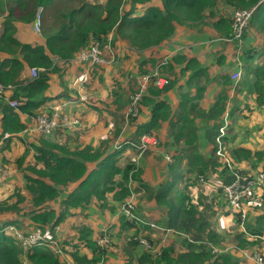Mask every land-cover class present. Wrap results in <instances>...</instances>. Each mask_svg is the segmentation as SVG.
Listing matches in <instances>:
<instances>
[{
  "label": "trees",
  "instance_id": "16d2710c",
  "mask_svg": "<svg viewBox=\"0 0 264 264\" xmlns=\"http://www.w3.org/2000/svg\"><path fill=\"white\" fill-rule=\"evenodd\" d=\"M53 3L54 0L0 1V83L13 86V91L7 97L3 95L0 98V143L3 142L5 146H9L13 139L23 144L21 132L27 128L29 117L46 112V109L48 116L51 115V108L56 105L62 110L68 106H79L82 110L80 113L87 110L89 100H80L76 92L71 90V95L60 93L52 97L47 90L50 78H62L75 60L78 50L87 47L90 42H100L103 47V43L111 36V45H118L125 50L122 58L124 62L129 59V53L143 54L154 48L162 49L161 44L168 41L177 26L201 30L209 16L215 17L214 11L219 6H225L231 11L229 18L221 15L214 23L215 30L223 38L230 37L231 16L236 9H252L248 30L264 35V0H58L57 7ZM39 6L43 8L40 42L19 41L15 36L14 23H32ZM139 9L142 10L140 15L136 14ZM248 55V52L245 53V59H248ZM165 58L163 62L142 60L137 67L139 74L146 73V66L150 64L151 70L159 66V73L168 77L173 65L184 63L180 74L195 70L194 75L189 77L188 86L193 84L196 74L203 73L205 76L206 70L200 68L194 58L184 55H174L170 60L165 55ZM78 63L79 70L84 73L85 67ZM102 67L96 66L91 70L92 73L100 72L95 81H100L101 71H104ZM30 68L40 69L37 77L29 75ZM247 73L254 76L252 83H246L247 91L254 92L256 104L263 106L264 67L250 65ZM122 76L121 73L119 78L113 77L104 102L106 108L113 104L115 112L124 109L130 102V95L138 90L137 84L136 87L132 81V85L128 80L123 82ZM83 77L75 78L76 85ZM168 80L169 83L161 89L152 80L149 81L135 104V114L117 116L115 112L112 113V136L100 140L95 146L86 142L70 146L42 136L25 146L17 159V168L25 180L24 190L29 202L26 208L21 206L26 198L18 192V188L13 193L15 201L12 196L0 198V218L4 214L11 215L7 220H0V264H62L58 252L50 248L49 239L46 242L40 239L28 246L25 243L26 237L35 230H39L41 235H45L47 229L54 231L75 210L84 211L93 199L100 200L102 206H106L110 212L118 211L116 217L120 230L132 231L124 237L121 248L123 264H241L237 257L238 250L261 245L260 237L264 233V194L259 199L258 191L264 183L248 190L242 199L244 208H247L248 203L253 204L251 212L257 215L255 226L247 224L245 218L241 220L240 211L232 212L225 208V192L222 188L212 187L215 191H210L214 196L209 197L208 203L209 194L196 192L193 201L194 194L186 191L187 184L180 185L182 180L188 184L200 182L201 188L205 190L204 187H208L212 179H220L225 185L236 179L245 183L258 172V167L264 162V139L261 148L259 143L254 142L255 149L252 151L243 145L231 144L236 134L230 131V125L226 127L224 136H220L219 128L223 125L225 113L223 93L217 96L207 111L199 110V118L204 123L199 128L205 136L202 146H209L206 155H202L194 143L197 129L191 127V120L185 123L186 118L183 116L176 138L182 136L184 143L181 147L177 146L179 140L175 138L173 151L176 156H172L173 161L170 163L165 164L167 161L163 160L164 167L161 168L165 172L153 174V183L144 179L149 175L145 174L138 163L132 161L131 158L139 152L142 136L155 137L157 129L167 126L164 133L167 137L168 122L172 128L175 126L168 118L170 107L165 97L168 96V89L176 82L170 77ZM84 85L88 88L86 82ZM12 100L18 103L16 108L10 107L9 101ZM101 110L92 108L95 114ZM80 113L76 115L79 119ZM192 115L196 117L197 114ZM237 128L245 131L242 127ZM129 131L131 134L125 136ZM116 138L118 146L111 148L113 144L110 143ZM216 138H219L229 164L216 156L219 148ZM156 141L162 148L166 146L163 141ZM126 148L128 152L122 154ZM30 157L33 162H30ZM183 159H186L184 167L181 166ZM2 162L6 160L2 158ZM23 163H26L25 167H22ZM182 171L192 175V178H185ZM169 175L171 179H168ZM60 197L63 198L59 208L50 205ZM130 199L135 216L133 219L127 218L121 210V206ZM141 202L153 203V208L162 211V217L153 219L154 216L144 214L142 207L150 208L140 206ZM12 213H20L27 218L21 217L20 222ZM232 214L235 222L242 224L244 230H237L234 234L217 230L216 227L220 229L221 221L231 220ZM150 224L156 230L175 236L184 235V238L177 241L179 248L176 249L173 242H170L161 246L160 251L155 252L156 255L143 248L138 242L139 238H145L150 246L155 242L148 236ZM76 229L75 237L63 241L68 247H61L63 253L71 258L72 264H108L106 247L98 241L104 237L102 232L92 238L93 231L89 226L81 225ZM107 237L110 238L109 235ZM226 237L233 238L236 248L219 255L213 253L212 247H224L220 245L226 241Z\"/></svg>",
  "mask_w": 264,
  "mask_h": 264
},
{
  "label": "rangeland",
  "instance_id": "374dc122",
  "mask_svg": "<svg viewBox=\"0 0 264 264\" xmlns=\"http://www.w3.org/2000/svg\"><path fill=\"white\" fill-rule=\"evenodd\" d=\"M100 1L101 0H92V2H100ZM53 6L54 7L58 6V0H54ZM219 11L220 12L218 14L223 15L226 18H229L231 14L229 8L226 9L225 6H220ZM48 13L51 14V12H48ZM141 13H142V10L139 12H136V14L138 15H140ZM42 17H43V12H42ZM211 21L212 20H208L209 23ZM246 33H247V30L244 32L242 38L245 36ZM212 34L213 33H211L210 30L206 28L205 34L203 35L205 37L210 38V44L212 40L219 39V37L212 36ZM198 35L199 34H196L197 37H199ZM188 36H187V39H188ZM262 37H264V35ZM221 40L227 41L226 38H223V37H221ZM183 41H186V40L183 39ZM102 49L104 52V56L107 60V63L103 65V66L108 67L107 75L109 76L113 75L114 77L119 78L122 73L123 76L121 79L123 80V82L126 83V81L128 80L130 82V85H132V83L136 85L135 82L138 79L137 76L140 75L137 69L138 63L141 62L142 60L146 61L149 59L162 61V62L165 61L166 59L165 55L168 54V41H166L163 44L162 49L160 50L154 48V49H151V51H148L143 54H137L136 52L129 53V59L124 62H122V58L124 57L125 50H123V47L119 48L118 45L113 47L111 45V36L108 37V42H105V44L103 43ZM94 67L86 69L84 73L79 71L78 76H82V75L84 76L83 80L88 84L87 92L90 89L92 92L94 91L92 89L93 85H96L97 87H99L100 93L98 94L93 93L92 96L88 94V98L92 100L93 103L98 104L99 107L96 105L98 108L102 109L99 112V114H95L94 112H89V111L88 113H80L81 119L77 117L78 122L76 124H68L67 126L58 125L48 132H39L35 129L36 128L35 119L39 115L46 114L47 112V109H46V112L37 113L36 115L29 117L30 121L27 123V128L21 132V136L24 139L23 144L22 142L16 141L15 139L11 141L9 146L8 145L5 146L3 142L0 143V148H3V149H0V198L1 199L9 198L10 196H12V200L15 201L16 198L13 196V193H14V189L18 188V192H20V194H22L26 198V201L23 202L21 206L23 208L27 207V203L29 202V197L24 190L25 180L22 176L21 171L17 168V159L20 158V156L22 155L24 148H26L25 146L33 142L36 137L42 136L43 138H49L52 140L54 139L55 141H58L62 144L68 143L70 146H73L75 144L85 143V142L95 146L100 140L110 138L112 136V131H113L112 129L113 128L112 127L113 117L112 116H114L112 115V113L115 112L114 105L111 104L107 108L104 105L105 94L103 93V90L105 92H107V90L104 89L106 84L102 83L103 71H101V79L99 83H95V80L97 79V74L100 72L92 73L91 70ZM146 68H147L146 73L150 74L153 72V70H151L152 68H150V64H148ZM156 68L158 70L160 69L159 66H157ZM78 69L79 67L77 66V70ZM108 85H109V82L106 86ZM72 88L74 89L75 92H77L74 87ZM130 99H131V95H130L129 101ZM129 105H130V102H128L127 105L124 106V109H122L121 111L115 112L114 114L117 116L123 115L124 113H126V111L129 110L128 108ZM59 112H60L61 118L66 116L62 108H60ZM72 114H74V112L70 111V114L68 115H72ZM124 126H125V122L123 124V128ZM61 128L65 130H61ZM166 130H167V126H164V128L161 130L157 129L156 135H155L156 138L150 136L153 140L151 139L152 141L148 145V148H146L144 150L145 152H142L141 156L138 158V165H140L145 170V174L149 175L148 177L144 178L149 183H153V180H154V178L152 177L153 174H156V172L158 171L165 172V169L163 170L161 168V167H164L163 160L167 161L165 162V164L168 163L169 159L171 160V158L168 156V136L166 137L164 135ZM130 134H131V131L126 133L125 136H129ZM149 138H145L144 143L149 141ZM156 139H158L159 141H163L166 146L164 148L159 146L157 144ZM117 142H118V138L111 141L110 145L113 144L111 148H116L118 146ZM127 152H128V149L126 148L123 150L122 154H126ZM161 157H165V158L162 160H159ZM2 158H4L6 162H2ZM29 160L30 162H33V159L31 157ZM25 166H26V163H23L22 167H25ZM181 166L183 167L186 166L185 162L182 163ZM181 174H184L185 178H187L188 176L192 178V175L186 174L185 171H182ZM169 178L171 179L172 177L169 175L168 179ZM185 184H187L186 191L188 193L194 194L192 196L193 201H195L196 192L209 194L208 203H209V197L211 198L214 196V194L211 193L212 191H210L211 189H213L212 186L210 185V182H208V185H209L208 187H204L205 190L201 188L200 182L197 184H188L187 181H183V180L180 182V185H185ZM213 190L215 191V189ZM261 196H259L258 198L260 199ZM62 198L63 197L55 199L53 202L50 203V205L55 208H59V204ZM110 203H113V202H110ZM140 206L149 207L150 210L143 209L142 207V212L146 214L147 216H154L153 219L157 218L158 216L162 217L163 215L161 210H157L153 208L154 207L153 203L143 204L141 202ZM252 207H253V204H250L248 207V210L246 207L244 208L246 221H247V218L249 219V215L252 214L251 212ZM117 213L118 211L110 212L106 206H102L100 200L93 199L90 202V204L85 208L84 211L75 210L74 213L71 216H68L64 221H62V223L59 224V226L54 231H50V229H47V231L45 232V235H40V239L43 242H46L49 239L50 248L55 250V252H58V254L60 255L62 259V264H72L71 258L68 255L64 254L63 251L61 250L62 246L68 247L63 241L65 239H70V238L75 237L77 234L76 228L81 225H86V226H89L93 231V233L91 234L92 238L98 237L99 233L101 232L104 235V237H102L98 241L103 246L106 247L108 264H123V254H122L121 248L124 244V237L127 234H131L132 231L125 232L123 230H120L118 217H116ZM10 216L11 215L9 213L4 214L2 215V218H0V220H7L10 218ZM12 216L15 217L17 220H19L20 222H22L21 217H25V216L20 215V213L13 214ZM25 223H27V221H25ZM150 227H151V231H149L150 235L148 236L155 240V242H153L154 245L150 247L152 254H155V251H158L161 246H166L170 242H173L176 249L179 248L177 241L179 239L184 238L183 237L184 235L181 234L179 236H175V235L169 234L168 232H164L163 230H156L154 226H150ZM216 229L217 230L222 229V231H227V232L231 231L232 234H234L237 230H242V224L238 225L235 222V219L232 214L231 220L227 222L223 221V223L221 221L220 229L217 227ZM33 232L35 233V231ZM107 235H109L110 238H108ZM220 246H224L230 250H233V248H236V243L234 242L233 238L229 239V237H226V241L222 242ZM251 248L252 247H246L245 249H251ZM259 248L260 247H257V249ZM248 254L249 252H247V255ZM239 255L242 257H240ZM131 256H133V254ZM237 257H239L241 264H247L246 262H251V264L253 263L252 259L246 257L242 253L241 250H239ZM144 264H150V263L146 262Z\"/></svg>",
  "mask_w": 264,
  "mask_h": 264
},
{
  "label": "crops",
  "instance_id": "0c3cea01",
  "mask_svg": "<svg viewBox=\"0 0 264 264\" xmlns=\"http://www.w3.org/2000/svg\"><path fill=\"white\" fill-rule=\"evenodd\" d=\"M0 1L4 3L11 2V0ZM102 1L103 0L100 2ZM219 9L220 6L217 11H214L216 12L215 17L209 16V18L206 19L207 24L204 25L201 30H192L184 26H177L174 34L168 39L167 55L169 60L174 55H184L187 58H194L200 64V68L206 70L205 76L203 73L199 75L196 74L195 81H193L191 86H188L187 82L189 77L192 74L194 75L195 70L188 71L183 75L180 74L179 71L183 68L184 63L173 65V74L168 72V79L170 77L171 79H175L176 82L174 86H171L168 89V96L165 97L168 101V106L170 107V114L168 115V118L175 124L172 128L168 122V156L171 158L168 162L173 161V155L174 157L176 156L173 151L174 140L176 138L178 126L183 122V116L186 118L185 123L188 120H191V127H195L197 129L194 143L199 148L200 153H202V155H206L209 151V146H202V143L205 141V136L199 131V128H201L204 123H202L199 118V110L207 111L220 93L225 95V113L223 118L225 117L224 120L227 122V126H231V128L229 127V129H231L230 131L236 134L234 141L229 137L231 144L237 143L238 145H243L244 148L247 147L252 151L255 149L254 142L260 144L259 148L263 146L264 110L261 106L256 104L254 92L247 91L248 88L246 83H252L254 81L252 79L254 76L247 73L248 66L256 64L259 68L264 67V37H262L263 35L257 34L249 29L239 42L221 40L222 35H220V33L214 28V23L221 16L218 14L220 12ZM139 11H141V9H139L138 12ZM208 20L212 21L209 23ZM1 22L2 18H0V24ZM14 26L16 28L15 36L19 41L27 43L40 42L41 35H37L33 31L32 23L23 25L16 22L14 23ZM206 28L213 33L212 36L219 37V39L212 40L210 44V38L203 36ZM196 34H199V37H197ZM183 39L186 41H183ZM247 52L249 53L248 59H245V53ZM78 65L79 63L76 60H73L62 78L59 79L57 76L50 78L47 93L52 95V97H56L60 93L71 95V90L74 91L72 87H74L77 91L76 93L79 96V99L89 100V105L86 106L87 110L83 113H88V111L92 112V108L97 107L98 104L93 103L92 100L88 98V94L90 96H92L93 93L98 94L100 93V89L96 85H93L92 89L94 91L92 92L90 89L87 92L88 88L85 85L83 86V83L85 82L84 80L79 81L76 85L75 82L77 79L75 78H77L80 71L79 69L77 70ZM86 69L87 68L85 67V70ZM237 71H241V78L234 83L231 80V74ZM107 73L108 67L104 66L102 83L107 85L109 82V85H105L104 87V89L108 91L111 89L114 76H109ZM95 83L99 82L95 81ZM11 92L12 91L6 92L4 95L7 97ZM103 93L105 94V99L107 92L103 90ZM65 106H68V104ZM63 111L66 118H77L76 115H78L82 110L80 107L70 108L68 106L63 108ZM70 111H73L74 114L68 115L70 114ZM192 114L197 115L196 117H193ZM234 127H236V129H234ZM237 127H242L245 131H239ZM145 137L148 138V136ZM181 137L182 136L176 138L179 140L177 144L179 147H181L184 143ZM182 161L186 162V159H183ZM258 168L259 171L264 170V162H262L261 166ZM255 174L256 173H254L253 176ZM263 194L264 184L261 185L260 190L258 191V196ZM250 204L251 203L247 204V210ZM225 208L227 209V206H225ZM256 216L257 215H254L253 213L250 214L249 219L247 218V224L255 226ZM260 239L262 240L261 245L254 246L251 249H242L241 251L251 253L254 250H264V233ZM257 247L263 248L257 249ZM246 263L251 264V262Z\"/></svg>",
  "mask_w": 264,
  "mask_h": 264
},
{
  "label": "built area",
  "instance_id": "2783aa9c",
  "mask_svg": "<svg viewBox=\"0 0 264 264\" xmlns=\"http://www.w3.org/2000/svg\"><path fill=\"white\" fill-rule=\"evenodd\" d=\"M42 11L43 8L39 6L36 9L34 19L32 22V28L33 31L37 35H41V18H42ZM252 9H236L232 12L231 16V32H230V37L226 38L227 41H232L234 42H239L244 34V32L247 30L248 31V23L249 19L251 17ZM108 42V40L106 41ZM76 61L80 62L84 67L91 68L94 66H101L105 65L107 63V60L104 56V52L102 49V45L100 42H90L87 47L80 48L78 50L77 56L75 58ZM40 69L37 68H30L29 74L31 77L35 78L38 75V72ZM138 79L136 81V84H138V90L131 95L130 99V105H129V110L126 111V116L129 113L135 114L136 109H135V104L136 102L140 99L141 94L145 91L148 83L150 80L153 81V84L158 88L161 89L164 86H166L169 83L168 77L165 75H162L159 73L158 69L155 68L152 73H144L140 74L137 76ZM241 78V71L233 72L231 74V80L236 83L239 79ZM9 91H13V86L8 84L4 85L0 83V98ZM9 105L12 108H16L18 103L15 100L9 101ZM264 110V105L261 106ZM60 106L56 105L51 108V115L48 116L47 114H42L36 117L35 119V126L36 130L39 132H48L51 129L55 128L58 125H63L67 126L68 124H76L78 122L77 118H66L60 117ZM227 127V122L224 120V124L219 128V134L220 136H224L225 131ZM142 143L139 146V152L137 153L138 155L133 156L131 159L133 162L136 164L138 163V158L141 156L142 152L148 147V145L151 143L153 140L151 137L149 138V141H145V136H142ZM152 139V140H151ZM216 141L218 143V150L216 151V156L223 158L224 161L229 164V160L226 159V155L223 153L222 147H221V142L219 138H216ZM230 166V165H229ZM264 183V170L257 172L251 179L247 180L245 183H241L238 179H236L233 183L229 185H225L220 179H212L210 182V185L212 187H220L222 190L225 192V202L227 209L230 211H240V218L243 220L245 218V211L244 207H242V199L246 192L248 190H252L255 186L261 185ZM130 199L128 202L123 204L121 206L122 212L125 214L127 218H135V216L132 213L133 210V205L131 204ZM150 226H153L150 224ZM9 229L12 230V227H9ZM242 229L244 230L243 226ZM17 234V233H16ZM18 235V234H17ZM40 231L35 230V233L32 232L30 233L25 240L26 244H35L40 240ZM19 237V235H18ZM138 242L143 245V248L149 249L150 250V245L148 242L145 240V238H139ZM227 247H212V252L216 253L217 255L227 251ZM158 253L157 251H155ZM242 253L252 259L254 264H264V250H254L251 253L247 255L246 251H242Z\"/></svg>",
  "mask_w": 264,
  "mask_h": 264
},
{
  "label": "clouds",
  "instance_id": "9594fccd",
  "mask_svg": "<svg viewBox=\"0 0 264 264\" xmlns=\"http://www.w3.org/2000/svg\"><path fill=\"white\" fill-rule=\"evenodd\" d=\"M37 8H38V7H37ZM37 8H36V9H37ZM35 12H36V11H35ZM42 12H43V11H42ZM34 14H35V13H34Z\"/></svg>",
  "mask_w": 264,
  "mask_h": 264
}]
</instances>
